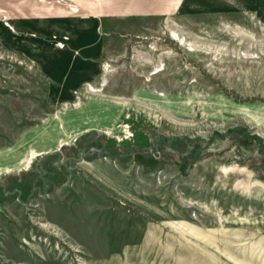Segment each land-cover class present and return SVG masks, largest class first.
Masks as SVG:
<instances>
[{"label":"rangeland","instance_id":"rangeland-1","mask_svg":"<svg viewBox=\"0 0 264 264\" xmlns=\"http://www.w3.org/2000/svg\"><path fill=\"white\" fill-rule=\"evenodd\" d=\"M0 264H264V0H0Z\"/></svg>","mask_w":264,"mask_h":264},{"label":"crops","instance_id":"crops-1","mask_svg":"<svg viewBox=\"0 0 264 264\" xmlns=\"http://www.w3.org/2000/svg\"><path fill=\"white\" fill-rule=\"evenodd\" d=\"M187 0H34L43 11L62 10L70 13H167L173 12ZM36 11V10H35ZM34 22V21H32ZM76 28H84L86 23L82 17L74 20ZM78 24V25H77ZM80 24V25H79ZM65 27L71 23H63ZM72 27V26H71ZM50 28V26H49ZM57 28V27H56ZM66 32V31H65ZM60 48L64 47L62 42L58 43Z\"/></svg>","mask_w":264,"mask_h":264}]
</instances>
